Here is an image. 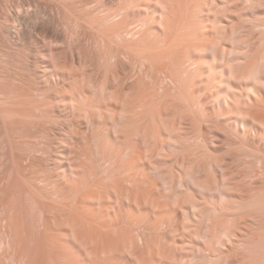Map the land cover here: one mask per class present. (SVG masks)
<instances>
[{"label":"bare ground","instance_id":"bare-ground-1","mask_svg":"<svg viewBox=\"0 0 264 264\" xmlns=\"http://www.w3.org/2000/svg\"><path fill=\"white\" fill-rule=\"evenodd\" d=\"M251 1L253 2V0ZM25 2L28 5H32L35 3H40V0H25ZM105 2V0H99L98 3L96 2L93 4L96 8H101V10L107 11L108 7ZM109 2L112 6L111 8L113 9H109L110 12L106 14L107 17L105 16V20L104 17H92L89 18V20H85L86 24L90 25L94 37H96V39H99L98 41H100L99 44H101L103 51H105V55L103 56V62L105 63L98 68L94 75H92L91 78H85L83 72L71 71V69H68L66 64H57L54 60L48 61V67L44 71V76H46L48 81L55 86H59V92L53 97V99L62 101L67 109L71 107H77L82 112L87 111L88 115H90L91 121L94 122L93 124H99L101 121L99 114H97V112H94L95 110H93V108L96 109L95 106H99V109L100 107L105 109L104 114H107V111L111 108L113 110L111 116L107 117L105 121L107 122V133L105 134V136L101 135V141L98 144L101 153V155L99 156H101V159L106 167L104 172L102 170V173L105 174H98V172L95 171L92 162L90 163V160H85L84 162L78 160V162H76V158L81 157H77L79 151L77 152L75 145H72L73 147H75V150L78 153H76V155L74 148H70V145H68V147H64V151L61 152L62 154L64 153V156L63 158H61V160L58 159V161H56L59 155L56 158L54 156V160L56 159L55 161L57 162H55V164L57 165V167L55 168V176H52V174V177L48 179L46 177V179H44L50 186V190L51 188H53L54 191H51L55 194H58L57 198L60 197L63 200H66L68 197L72 196V198L74 197V200H77L79 202L78 203L76 201L77 206L78 204H80L81 207V204L84 205V203H90L91 206V209L86 208L88 210L87 212H82L80 208V210L78 209V212H75L74 210L76 208L74 210H71V208L68 207V210H71V212H69L65 207L66 205L64 206V204L61 202V199H57L60 201V203H62V208H65L69 212L65 214V216L67 215V218H65L66 220L64 219V224H62L63 222L60 223L62 220L59 221V223L60 225L65 226L66 230H64L67 233L66 236L69 242L73 244L74 248L80 249V251L78 250V252H81L80 254H82V256L79 257L78 255V257H74L75 255H68L70 252H68V250H65L66 247L64 248V243H66L67 241L65 240V242L63 240V235L61 238L64 241V245L62 246L59 242L61 246L58 249L56 247L57 250L60 249L57 256L58 259L57 257L55 259L59 260L61 264H182L181 262L178 263L177 260L183 258V260H181L185 261L184 264H203L199 260L200 256H202L203 254H199V258L197 255V252H199V250H193V252L189 251L186 253L180 252L178 254L179 248L177 249L178 252L175 250V248H173L174 243L176 244V242H178L177 246L179 244L181 248L185 246V244L187 243L183 238L177 240V238H174L175 235L173 234L174 236H172L174 240L172 237L171 240H173L174 243L172 244V242L170 243V241L165 242L166 240H163L164 238H162V234L159 235L160 228L170 225L171 221H173V218H175L176 215L179 214V207L187 208V212L189 213V216H187L193 220L195 218V213L191 211V207H197V209H194L198 210V213H205V216L203 215L204 217L202 218V221H200V223L198 222L199 228L193 229L194 227L192 228L191 225H188L187 227L191 228L187 229L186 227L185 230H187L188 232L191 229V231L189 232L198 235L199 239L206 237L208 238L210 232V223H212L213 221L210 214L213 213L214 210L212 211V209L209 208L208 205H206L207 203H204V201L206 200L202 201V199L198 197L197 193H195L197 196L194 194L187 195L185 193L188 192L186 190V187L187 189H194L193 191L199 190L198 188L202 187L205 192L206 190L209 192L219 190L225 195H228V193L230 194L228 189L225 190L221 186V184L223 185L221 175H218L215 178L216 182H209L208 180L207 182L209 183L205 182V185L204 179H206V177L208 176L207 166L210 164V160L207 158L208 156L206 155V153L194 152L191 150L194 148L189 146L190 144H185L186 142H188L186 141L188 140L187 138H190L191 135L190 137H186V135H188V132L186 133V128L182 126V124L184 123L182 119H190L191 123L193 124V126L191 127H193L195 131L197 130L196 124L198 122L208 123L210 124V129H212L214 132H222L227 138H236L235 145L237 146V148L235 147L233 148V150H243L247 156L253 157V162L255 164H258L264 169V151H262L261 149L262 146L264 147V53L259 55V49L255 48L256 44L254 45L251 42V36L249 38L248 35L245 37L243 36V38H239L237 41H234L235 43H232L233 41L231 42V36L237 34V32L242 33L243 31V27L241 24L237 23L233 26L230 24L229 20L227 21V19L225 20L224 18V16H226L224 14L228 10H230V7H232L231 3H235L233 2V0H229L228 2H220L221 5L219 4L220 6H217L218 12L216 13V15L208 16L207 18L209 22L212 21L214 22V24L218 21H223L222 24L225 23L226 26H223L224 24L222 26L215 24L216 27H211L212 35L211 37H208L209 39H205V41H195L196 43L193 41L194 43L192 42V44L187 43L188 40L186 39V37L188 36V34L196 37L201 36L202 31H200L201 24L199 22V19H203L205 16L201 13L195 12L191 5H189L190 7H188L187 13H185L183 0H109ZM46 4L57 11H62L64 8L68 10H73L78 7L83 8L89 6V4L91 3H83V1L79 2V0H47ZM8 5H14V3L9 2ZM16 6L19 10L25 7L22 1H18ZM148 6H150L151 8L153 7L154 11V16L151 22L149 21L148 17L145 16L148 13V11L146 10H149L150 8L149 7L145 10V7L147 8ZM199 6L205 9L207 8L208 4H205V2H201ZM133 10L134 12L138 11L139 13H136V15ZM22 20L24 19L19 14L15 15L16 22ZM256 20H259V18ZM134 22H137L141 25V29L139 28V31L137 33H133L132 29H128V26L134 24ZM262 24L264 25V23H261V25ZM47 26L49 27V29H51V25L49 23H47ZM179 30H183L186 33H182L183 35L179 34ZM55 36L57 38H63L61 33H57ZM182 38L186 39L187 41L182 43ZM191 47H196L193 49H205L207 51V54L208 52H210L209 55L206 56L201 57L192 55V58H190L194 63L196 62L197 67L195 68V72H197L198 75L202 77V81L206 83L205 85H208V87L217 88L216 90H219V93L213 92L210 95L207 94L206 102H201L200 100L199 102L196 101V99L194 98L195 92H192L193 96H191L190 92L192 90L191 88H189V84L194 81L195 77L192 76L194 73L191 74V71L188 68L185 69L184 67L179 66L183 50H190L192 49ZM121 51H123V54L127 53L126 56L128 55L129 57H135V55H139L142 59V62L150 65L156 71V74L159 75L157 76L158 78L161 77L160 75H162L163 77V73L166 74V79L168 81L170 80L171 83L175 85V94L173 96L177 97L178 95L179 97L177 98H183V101L184 98L185 100L187 99L190 109L188 108L189 110L187 109V111H183V109L182 111L177 110V112H179L177 114L175 113L177 117L176 120L170 123L167 122L169 112L166 109L165 110L167 112L160 111L161 113L157 115H155L154 113V118H150L148 116V113L151 112V108H153V105H155V103L153 100H146V98L143 96L144 94L138 96L136 99L138 101L145 99V104L141 106L142 110L138 111L139 106H137V102H135L134 104H130L129 100L126 98L127 95L124 96L123 94H120L119 92H117V89V91L113 90L114 88L110 90L111 86L109 87V84L106 81H103L102 75L103 73H105V75H108L107 73L109 71L107 67L110 66L107 65L112 63L116 64L118 62L120 56L119 54L121 53ZM234 51H238L239 55H236L239 57L235 55L234 56L237 58L231 57V54ZM31 67L32 73L28 76L27 79L29 82L25 81L22 78H18L15 80L17 84L15 83L13 89L9 84V76L0 75V125H2L4 129V139L6 138L5 140L7 142V146L9 147V154L7 155V160L5 161H8L10 163L9 166L8 163L7 165L5 164L6 166L4 165V167L2 165L1 166L3 168L11 167V170H8L11 171L10 176H12L10 177L12 178V182L8 183L6 182L8 176L7 178H5L8 171L2 172V170L1 172L3 174L0 172V174L2 175L0 177V193H2L0 194V202L1 205H3L0 213L5 217L11 215H13L14 217L16 215H21L20 210L17 208L18 202L14 204L9 201L10 198H13V195L11 194L12 191L14 190V193L16 191L14 189V186H16V184L14 183L17 179H20L22 177L30 182L31 187L29 193L31 194L34 202H36L39 196L37 191V182L39 180L38 175H40V170L38 168V166H40L38 165L39 143L37 141L39 134L36 130L40 118L38 109L43 105L44 107L47 105L49 106V104L51 103V99H48L46 95L47 98L45 97L44 100H42V103H40V100L37 98L39 90L36 86V81L38 80L39 75L37 74L35 65L32 64ZM210 77H214L213 79H217V81H211ZM167 88L163 93H161L163 97L168 96L166 99H169V96L171 98L172 95L171 93H169V90ZM160 99L162 100L163 104V99L165 101V98ZM170 101L171 100H169V102ZM169 102H167V104ZM160 103L159 105H161ZM162 106L160 109L163 111L164 109H162ZM68 115L70 114L68 113ZM68 115H66V117ZM69 117L70 116H68V118ZM79 119L82 120L81 118ZM160 123H163V125H161L164 127H161ZM179 123H181L183 130L185 128V130L183 131V133L185 132V135H183L186 137V139L183 136L185 140L182 139V142L181 140L179 142V138L177 140L179 143L174 140L175 143H178V145H176L177 143L174 145V149L177 150L178 154H181V151L183 152V150H188V154L186 155V152H183V156L178 155V157L172 158L174 162H170L171 164L174 165L175 163L176 167L181 166L183 169H185L184 171H186L179 178L173 179L172 176L168 173L169 170L168 172H166V169L164 168L166 167L167 162H169L167 160H170L169 158L171 156H174L175 150H173L174 153L172 152L170 155V153H168L170 150L166 151L168 147L166 146L167 143H165V141L161 142L158 137L160 136V134H158V136H156V134L158 133V131H164L165 129L166 131L171 130L169 131L171 132V134H169L172 137H175L176 135L174 133H176L177 130L179 131V127L181 129ZM156 124L157 126L159 124V128L161 127V130L157 129L158 127L156 126ZM154 126H156L155 129ZM23 129H33V134L28 135L24 132V135L20 136V132ZM67 133L72 132L71 130H68ZM73 133L78 134L76 132ZM218 134L219 133H216V135ZM72 135L70 134L69 136ZM26 137L30 139L29 142L25 143L22 141V139H20L22 142L18 141L19 138L25 139ZM152 137H158L159 141H155L153 143ZM177 137H179V135ZM195 137L197 138L199 136L195 135L194 137H192V139ZM183 141H185V143ZM67 142L71 143L70 140H68ZM75 142L79 143L80 141L78 142L77 140ZM86 143L89 144V142ZM64 144L67 145L68 143L66 144L65 142ZM168 144L171 143L169 142ZM141 145H144V148L146 150L142 149L140 147ZM22 149L26 150L30 155L28 161L27 158H23L21 156L22 154L20 155L19 151L21 150L22 152ZM84 150L87 151L89 150V148H86ZM159 156L161 157V159H158ZM86 159L88 160V158ZM25 160L27 162H25ZM155 164H157V166L155 167L159 168H156L159 170H157V173L154 172ZM211 166H214V168H216L217 170L219 168H225V170L226 168H228V165L223 160H216L214 162L211 161ZM48 172L50 171L48 170ZM154 173L156 174L155 179V175H153ZM13 174L15 175L14 177ZM174 175L176 176L177 174ZM226 176L228 178V175ZM18 182L19 181H17V183ZM183 188L186 191L183 190ZM193 191L191 190V192ZM262 192L264 194V191ZM19 193L20 192L16 194L20 195ZM51 194L52 193L50 192L49 195ZM232 195L233 194L231 193V196ZM236 195L235 197H237ZM231 196L229 195L227 197ZM72 198H68V201L69 199L72 200ZM172 198H179V202L178 200L175 201L178 202L179 205L178 203L177 205L171 204L169 200ZM242 200L243 199L240 200L241 204H243V202H246V199L245 201ZM249 201L250 200H247L246 203L248 204ZM253 202L254 201H252V203ZM71 203L72 205H69L71 207L74 206L73 203L75 204V202ZM65 204L68 205V202L66 203L65 201ZM46 205L49 204L46 203ZM258 207L257 209L264 210V204H260ZM65 209L62 210L65 211ZM56 211L58 210L56 209ZM73 211L75 213H73ZM61 213L64 214V212ZM226 213L227 212H225V215ZM180 218H184V216L182 215V217ZM217 223L218 222H216V224ZM179 229L177 230L176 228L175 231L179 233ZM233 229L234 228H232V230H229V234L233 233ZM44 232H42V234ZM180 234L182 233L180 232ZM12 235L14 234H11V241L13 242L14 236L12 237ZM242 236L243 234L241 236L239 234V237L242 238ZM259 236L262 235L259 234ZM259 236L258 239L254 238L255 242L252 239V242L249 241V244L247 245L253 249H261L260 243L263 237L261 238ZM42 238L43 235L41 239ZM59 239H57V242L60 241ZM213 239L215 238H212V240ZM202 241L204 243L203 245H205V243L207 244V242H204L203 239ZM206 241L210 242L209 240ZM12 242L10 243V241H8V243H4V245L7 244L5 247L9 245L12 246ZM194 242L197 243L196 241ZM17 243L19 244V241ZM199 243L200 242L198 241V244ZM67 244L69 245V243ZM14 245L12 247L15 248V250H18L16 249L17 245ZM262 245L264 246V244ZM170 246L173 247L171 248ZM198 246L199 248H202V246ZM198 246L196 249H198ZM209 246L207 248H210ZM192 248L193 247H191V250ZM203 248L205 249V247ZM8 250L7 248H3V253L6 254V251ZM170 250L172 252L175 251L174 254H178V257L181 258H174L176 256H172L173 253H171ZM184 251H186V249ZM16 252L18 253V251ZM65 253L67 254L66 256L68 257L69 262H67V260H64L66 259ZM209 253H207V255H209ZM219 253H217L216 257L213 260L211 259L213 256H211V258L209 257V259H211V264H226V260L228 261V257L231 255L230 254L229 256L225 257V254L227 255V252H225V254H223L224 252H221V254ZM3 258H6V256H4ZM244 258L245 257H243V259ZM255 261L258 263L256 259H254V262ZM248 264H250V262Z\"/></svg>","mask_w":264,"mask_h":264},{"label":"rangeland","instance_id":"rangeland-1","mask_svg":"<svg viewBox=\"0 0 264 264\" xmlns=\"http://www.w3.org/2000/svg\"><path fill=\"white\" fill-rule=\"evenodd\" d=\"M18 1H22L25 5V7H23L21 10H19L18 7L16 6ZM80 1L81 2L83 1V3L88 2L91 4H89V6H86L83 8L78 7V8L73 9V10H68V9L64 8L62 11H57V10L53 9L52 7H50L46 4L47 0H40V3H38V4L35 3L32 5H28L25 2V0H0V75L9 76L8 77L10 79L9 84L11 85V88L13 89V86H15V83H16L15 80L18 78H22L25 81L29 82L27 79H28V76L32 73L31 65L33 64V65H35L36 70H37V74L39 75V78L36 81V86H37V89L39 90L37 98L40 100V103H42V100H44L46 95H47L48 99L49 98L51 99V103L49 104V106L47 105L44 107V105H43L42 107H39V109H38V112H39L38 114H39L40 118H39V122H38L36 130H37V133L39 134L37 141L39 143V146H38L39 147L38 148L39 149L38 165H40V166H38V168L40 170L39 173L41 175V176L38 175L39 180L37 182V191H38L39 196H38L36 202H34L32 197H31V194L29 193L31 185H30V182L27 181V179H24L21 177L20 178L21 181H20V179H17L16 182L14 183V184H16V186H14V189L16 191H15V193H14V190L12 191L11 194L13 196L11 194L10 195L13 198L11 199L9 197L10 198L9 201L14 203V204L16 202H18L17 208L20 210L21 215L20 216L16 215L15 217L13 215L5 217V216H2L0 213V218H1L0 219V241H1L0 242V252H1L0 253V256H1L0 257L1 258L0 263L1 264L2 263L3 264H34L36 262H37L36 264H38V261H39V264H61V262L59 260H57L58 259L57 256L59 254L60 249L59 250H57V249L61 245L63 246L64 244H65L64 248L66 247L65 250H68V252H70L68 254L69 256H74V255H75L74 257H78V255H79V257L82 256V254H80L81 252H78V250L80 251V249L74 248L73 244L69 242V240L66 236L67 235V233L65 231L66 228L64 225H60V223H62L64 221V219L67 218V215L65 216V214L71 212V210H74L75 208L77 209V211H76V209L74 210L75 212H78L79 208L81 209L82 212H87L88 210L86 208L91 209L90 203H87V204L84 203V205L81 204L82 205L81 206L82 208H81L80 204H78L79 207L77 206L78 201L74 200L73 199L74 197L72 198V196L71 197L67 196L68 198H72V200L69 199V201H68V198L66 200H63L60 197L57 198L58 194H55L54 192H52V191H54V189L51 188V190H52L51 191L49 188L50 186L44 180V179H46V177L48 179L52 176H55V172H56L55 168L57 167L55 162L58 161V159L61 160V158H63L64 153L62 154L61 152H63L64 147H66V146L68 147V145H70L69 146L70 148H74V150L76 147L77 152L79 151L78 152L79 154H78L75 150V154L76 153L78 154V155L76 154L77 157L81 156L80 158H76L77 159L76 162H78V160L83 161V162L85 160L86 161L90 160V163L92 162V165H93L95 171L98 172V174H100V175L105 174V173H102V170L104 172L106 167L104 165V162L101 159V156H99V155H101V153H100V149H99L98 144L101 141V138H100L101 135L105 136V134L107 133L106 132L107 122H105V121H106L107 117L111 116V114L113 112L112 108L107 111V114H104L105 109H103L101 107L99 109V106H95L96 109L93 108V110H95L94 112H97V114H99L101 121L99 124L98 123L93 124L94 122L91 121L90 115H88L87 111H86L87 113L84 111L82 112L77 107H75V108L71 107V108L67 109V107L64 105V103L62 101L53 99V97L59 92V86H55L54 84L50 83L48 81V79L46 78V76H44V71L48 67L47 66L48 61H52V60H54L57 64L58 63L59 64H62V63L66 64L68 69H71V71L83 72L85 78H91L92 75H94V73L98 70V68L105 63V62H103V60H104L103 56L105 55L104 54L105 51H103L101 44H99V42H100V41H98L99 39L98 38L96 39V37H94V35L92 33V29L90 28V25H87L85 20H89V18H92V17H95V18L96 17H100V18L104 17V20H105L107 17L106 14H108V12H110L109 9L111 10L113 8H111L112 6L110 5L109 0H105L106 1L105 3L107 4V7H108L107 11L101 10V8L95 7V5L93 3H96V2L98 3L99 0H79V2ZM183 1H184L183 7L185 9V11H184L185 13H187L188 7H190L189 5H191V7H193L195 12L201 13L205 17L203 19L202 18L199 19V22L201 24L200 31H202L201 36L196 37V36H192V35L188 34V36L186 37V39L188 41L186 39L182 38V43L187 41V43L192 44L193 41L194 42L195 41L196 42L197 41H205V39H209L208 37H211V35H212V33H211L212 28L211 27H213V26L216 27L215 24H217L219 26L220 25L222 26L224 24L223 26H226L225 23L222 24L223 21H221V22L218 21L217 23L214 24V22H212V21L209 22L207 18H208V16H215L216 15V13L218 12L217 6L221 5L220 2H228L229 0H213V1L212 0H183ZM250 1L251 0H233V2H235V3H231L232 7H230V10H228L224 14V15H226V16H224V18H225V20L227 19V21L229 20L230 24L233 26L238 23V24H241L243 27V29H242L243 34L241 32H237V34H234L233 36H231V42L233 41L232 43H235L234 41H237L239 38H243V36L245 37L248 35V38L251 36L250 37L251 42L254 45L256 44L255 48L259 49L258 50L260 53L259 55H261L262 53H264V41H263L264 40V25L263 24L261 25V23H264L263 22L264 21V0H253V2L252 1L250 2ZM254 1H255V3H254ZM9 2L14 3V5H8ZM201 2H205V4L207 3L208 4L207 8L203 9L201 6H199ZM253 5H255V6H253ZM149 7L150 6H148L147 8L145 7V10L148 9ZM146 11H148V13L147 14L145 13L146 14L145 16L148 17L149 21L151 22V20L153 19V16H154L153 15L154 14L153 7L152 8L150 7L149 10H146ZM133 12H134V10H133ZM134 13L138 14L139 12L136 11ZM16 14H19L24 20L16 22L15 21V15ZM118 17H120V16H118ZM258 18H259V20H256ZM254 19H255V21H254ZM47 23H49L51 25V29H49V27L47 26ZM132 23H133V21H132ZM140 26L141 25L139 23L134 22V24L128 26L129 27L128 29H132L133 33H137L139 31V28L141 29ZM181 31L179 32V34H182V33L185 34L186 33L183 30H181ZM57 33H61L63 38H57L55 36ZM191 48L192 49H190V50L187 49V51H185L186 49L183 50L181 62H179V64H180L179 66L184 67L185 69L188 68L191 71V74H193V73L195 74V75L194 74L192 75L195 77V78L193 77L195 82L193 81L189 84V88H191V90H192L190 92L191 96H193L192 92H195L194 98L196 99V101L199 102V100H200L201 102H206L207 101V94L210 95L213 92L219 93V90H216L217 88L208 87V85H205L206 83L202 81L203 80L202 77L199 76L197 72H195L196 71L195 68L197 67L196 62L194 63L193 60L190 58H192V55H197V56H201V57L206 56V55H209L210 52H208V54H207V51L205 49L202 50V48H200V49L197 48L198 49L197 50V49H193L196 47H191ZM235 52H237V53H235ZM126 54L127 53L123 54V51H121V53L119 54L120 56H119L118 62L116 64L112 63V64L107 65V66H110V67H107L108 71H109L107 73L108 75H105V73H103V75H102L103 81H106L109 84L108 85L109 87L111 86L110 90H112V88H114L113 90L117 89L118 91L117 90L116 91L119 92L120 94H123L124 96L127 95L128 97L126 96V98L129 100L130 104H134L135 102H137V106H139L138 111L142 110L141 106L143 104H145V99H142L140 101H138L136 99L138 96L144 94L143 96L146 98V100L147 99H149L150 101L153 100L155 105H156V106L153 105V108H151L152 110L150 113H148V116L150 118L151 117L154 118L155 115H157L161 112H167L168 111L169 116H168V119L167 118L166 119H167V122H170V123L176 120V118H177L176 114L179 112V111L177 112V110L182 111V109H183V111H187L188 108L190 109L189 102L187 99L185 100V98H184V101H183V98L182 99L177 98V97H179L177 95V93H176L177 97L173 96L175 94V92H174L175 85L173 83H171L170 80L168 81L166 79V77H165L166 74L163 73L164 76L162 77V75H160L161 77L158 78L157 76H159V75L156 74V71L150 65L142 62L141 61L142 59L139 55H137V56L135 55V57H131V56L129 57L128 55L126 56ZM236 54L239 55L238 51H234L231 54L232 55L231 57L234 58L235 56H237ZM237 57H239V56H237ZM237 57H235V58H237ZM241 62H243V61H241ZM149 67H151V68H149ZM147 68H148V70H147ZM196 77H198V78H196ZM211 78L213 79L214 77H210L211 81H217V79L212 80ZM157 79H159L160 81ZM196 79L198 82L196 81ZM166 88L169 90V93H171V95H172L171 98L169 96V99H166L168 96L167 97L162 96V93L166 90ZM160 98H162V99L165 98V101L163 99V104H162V100ZM177 99H178V101H177ZM169 100H171L174 104L171 101L169 102ZM167 102H169V103L167 104ZM159 103L161 105H159ZM164 103H165V105H164ZM154 106H155V109H154ZM161 106H162V109H164L163 111L160 109ZM40 111H42V112H40ZM68 113L70 115H68ZM82 113H84V114H82ZM154 113H155V115H154ZM66 115H68L70 117L68 118V116L66 117ZM79 118H81L83 121L80 120ZM204 119H205V117H204ZM182 121L184 122L182 124V126H184L186 128L185 132L186 133L188 132V135H186V137L187 136L190 137V135H191V137L187 138L188 140H186L188 142H186V143H185V141H183V142L185 144H188V145L190 144L189 146L194 148V149H191L194 152L206 153V155L208 156L207 158L210 160V164L207 166V171H208L207 175L208 176L206 175L207 177H206V179H204L205 180L204 183L205 182L209 183L210 181H215L216 180L215 178L218 175H221L222 181H223V185L221 184V186L225 190L228 189L230 194L228 193V195H225L222 192H220L219 190H217V191L214 190L213 192H211V191L209 192L206 190V192H205V190L202 187L198 188L199 190L193 191L194 189H191V188L187 189V187H186V190L188 192H185V193L187 195H193V194L196 195L195 193H197L198 197H200L202 199V201L206 200V201H204V203L205 204L207 203L206 205H208L209 208L212 209V211L214 210L213 213L210 214L211 219H213V221H212V223L209 222L210 223L209 236H211V235L212 236L211 237L208 236V238L206 237L207 239L206 238H200L199 239L198 235H195L194 233L192 234L191 232H189V231H191V229L188 232H187V230H185L188 225H191L192 228L194 227L193 229L199 228L198 222L200 223V221H202V218L205 216V213L204 214H203V212H202V214H201V212L198 213L199 211L195 210V209H197V207H191V211L195 213L194 214L195 215L194 220L188 217L189 213L187 212V208L179 207L180 208V209L178 208L179 214L176 215V217H175L176 220H175V218H173V221H171L170 225L161 227L159 230V232H160L159 235L162 234L161 236H162V238H164L163 240L164 241L166 240L165 242L170 241V243L172 242V244L174 243L173 242L174 238H177V240H179L180 238L181 239L183 238L187 243V244H185V246H183L181 248L179 246V244L177 246L178 242H176V244L174 243V247L173 246H170V247L175 248V250L177 252H178L177 249L179 248L178 254L180 252L186 253L189 251L193 252V250H195V251L199 250V252H197V255L199 258V256L203 254L199 258L200 262L203 264H211V259L213 260L216 257L217 253H219L220 251L224 252L223 254H225V252H227V255L225 254V257H227L231 254L228 257L229 258L228 261L226 260V264H239V263L248 264L249 262H250V264H255V263L256 264H264V255H263L264 250H262V249H264L263 248L264 246L262 245V244H264V240H263V238H264V233H263L264 232V229H263L264 228V226H263L264 225V210L257 209V207L260 204H264V194L262 192V191H264V169L261 166H259L258 164H255L253 162V157L247 156L243 150H241V151L240 150H236V151L233 150V148H235V147L237 148V146L235 145L236 144L235 143L236 138H234V137L227 138L224 136V133H222V132H214L212 129H210L211 127H210V124H208V123L198 122L196 124L197 130L195 131V129L193 127H191V126H193V124L191 123L190 119L184 118V119H182ZM182 121H181V123H182ZM181 123H179L180 126H181ZM161 124L163 125V123H160V125ZM162 125H161V127H164ZM156 126H157V124H156ZM156 126H154V129L156 128ZM182 126H181V129L179 127V131L177 130L176 133H174L176 135V136L174 135L175 137H172L170 135L171 132H169V131H171V130L166 131L165 129H164L165 133H164V131H160V132L158 131V133L156 134V136H158V134H160V136H158V137H159L161 142L165 141V143H167L166 146H168V147H167L166 151L170 150L168 152V153H170V155L173 152V150H175L174 145L178 142L177 140L180 138L179 142H180V140L182 142V139H184V138L186 139V137L184 136L185 132L183 133L185 128L183 130ZM157 127H158L157 128L158 130L159 129L161 130V127L159 128V124ZM67 129L71 130L72 133L76 132L78 134L73 133V135H72V133H67L68 132ZM24 132L27 133L28 135H30V134H33V129L32 130L31 129H26V130L23 129L20 132V136H23ZM191 132H193V133H191ZM216 133H219V134L216 135ZM67 134H69V135L71 134L72 136H69ZM4 135H5L4 129H3L2 125H0V167H1L0 172L2 170H3L2 172L8 171V173L5 172L7 174L5 178H7V176H8V178L6 179V182L9 183V182H12L11 181L12 178H10V177H12V176H10L11 171H9V170H11V167H9V168L5 167L7 170L5 168H3L5 164L7 165V163H8V166L10 164L8 161H5V160H7L6 157L9 154L8 153L9 147L7 146V142L5 140L6 138L4 139ZM178 135H179V137H177ZM195 135L199 136V137H197L198 139L196 137L192 139V137H194ZM183 136H184V138H183ZM158 137H152V142L154 143L155 141L156 142L159 141ZM20 139H22V141L25 143L29 142V140H30L26 137L25 139L19 138L18 141H21ZM68 140H70L71 143L67 142ZM77 140H78V142L80 141L79 142L80 144L75 142ZM174 140L177 142L175 143ZM65 142H66V144L67 143L68 144L65 145L64 144ZM86 142H89V144ZM169 142L172 145L168 144ZM178 143L176 145H178ZM54 145H55V147H54ZM72 145H75V147H73ZM84 145H86L87 147ZM88 145H90V146H88ZM170 146H172V147H170ZM85 147L89 148V150H87V151L84 150V149H86ZM140 147L142 149L146 150L144 148L145 147L144 145H141ZM46 148H47V150H46ZM176 149H177V147H176ZM261 149H262V151H264L263 146L261 147ZM82 150H84V151H82ZM19 152H20V155L22 154L21 156L23 158H27V161H28V158L30 157L28 152L26 150H23V149H22V152H21V150ZM174 152H173L174 156H171V157L169 156L170 160H167L169 162H167L166 167L168 166L170 168L165 167L164 169H166L165 170L166 172H168V170H169L168 173L172 176L173 179L174 178L177 179L181 175H183L184 172H186V171H184L185 169H183L181 166L176 167L175 163H174V165L171 164L174 162L172 158L178 157V155L183 156L184 155V154H182L183 152L184 153L186 152L185 154L187 155L188 150H186V151L183 150V152L181 151V154L180 153L178 154L177 150H175ZM176 153H177V156H176ZM54 156H55V158L58 156L57 160L55 159L56 161L54 160ZM75 156H74V158H75ZM86 158H88V160ZM158 159H161V157L159 156ZM216 160H223L228 165L229 169L226 168V170L228 169L227 171L225 170V168H219L217 170L216 168H214V166H211V161L214 162ZM4 161H5V163H4ZM27 161L25 160V162H27ZM155 166H157V164L154 165V168H155L154 172L157 173V170L159 168L155 167ZM173 166H175V167H173ZM156 168H158V169H156ZM48 170L50 172H48ZM46 173H48V174H46ZM42 174H44V175L46 174L47 176L46 175L44 176ZM174 174H177V175L175 176ZM153 175H155V177L153 176L155 179L156 174L154 173ZM226 175H228V178ZM1 176L2 175L0 174V177ZM14 176L15 175L13 174V177ZM39 177H41V178H39ZM13 179H15V178H13ZM22 179H24V180H22ZM55 179H57V178H55ZM208 180H209V182H207ZM17 181L20 182V183L18 182L19 185H18ZM206 183H205V185H206ZM24 190H27V191H24ZM183 190H185V189L183 188ZM191 190L193 192H191ZM228 190H227V192H228ZM17 191L20 192L19 193L20 195L16 194V193H18ZM46 191H49V192H46ZM156 191H158V190H156ZM50 192L52 193L51 195H49ZM215 192H216V194H215ZM231 193L233 194L232 196H231ZM0 194H2V193H0ZM229 195L231 197H227ZM235 195L237 197H235ZM238 196L241 199H243L242 201H245V199H246V202H247V200H250V201L248 202V204L246 202H243V204H241V201H240L241 199ZM249 196H251V197H249ZM236 198H237V201H236ZM18 199H19V201H18ZM57 199H59V200L61 199V202L64 204V206L66 205L65 207L67 208V210L69 208H71V210H68L69 211L68 212L65 208H62V203H60V201ZM178 199L179 198H172L169 200V202L173 205H175V204L177 205V203L179 202ZM13 200H15V201H13ZM70 200H71V202H75V204L73 203L74 206H72V207L70 206V205H72ZM176 200H178V202H175ZM20 201H21V203H20ZM65 201H66V203L68 202V205L69 204L70 205L68 206L67 204H65ZM252 201H254L257 205L254 202H253L254 203L253 204ZM46 203L49 205H46ZM258 203H260V204H258ZM178 205H179V203H178ZM2 206L3 205H1V202H0V207H1L0 210H2V208H3ZM19 206H20V208H19ZM41 206H43V207H41ZM23 207H25V208H23ZM36 207H37V209H36ZM54 207H56V208H54ZM220 208L221 209L223 208V209L221 210ZM56 209L58 211H56ZM59 209H61V210H59ZM62 209H65V211H63ZM83 210H85V211H83ZM74 211H73V213H75ZM221 211H223L224 213ZM61 212H64V214ZM225 212H227L226 215H225ZM59 213L61 214V216ZM182 215L184 216V218H180V217H182ZM224 215L227 217H225ZM60 217H62V218H60ZM59 218H60V220H59ZM216 219H218V220H216ZM59 221H61V222L59 223ZM186 222H187V224H186ZM213 222H215V223H213ZM216 222H218L219 224L218 223L216 224ZM56 224H58V225H56ZM62 224H64V222ZM215 224L217 226L219 225L218 226L219 228ZM15 227H18V228H15ZM176 228H177V230L179 228L181 229V230L179 229V231H178L179 233H177L175 231ZM189 228H191V227H187V229H189ZM232 228H234V229H233V231H232L233 233H231L232 234L231 235V234H229V230H232ZM47 229H48V232H47ZM211 229H212V231H211ZM44 230H45V232H44ZM235 230H237V231H235ZM17 231H19V232H17ZM173 231H174V233H173ZM184 231L187 233H185ZM258 231H260V232H258ZM5 232H6V234H5ZM42 232H44V233L42 234ZM180 232L182 234H180ZM12 233L14 234V235H12V237L14 236L13 242L11 241L12 240V238H11ZM46 233H47V235H46ZM173 234L175 235L174 238H173V236H174ZM239 234H240V236L243 234L244 237L243 236H242V238L239 237ZM259 234L262 236H259ZM42 235H43V238L41 239ZM50 235H52V236H50ZM57 235H59V236H57ZM19 236H20V238H19ZM248 236L249 237L251 236L250 237L251 239ZM258 236L261 238L263 237L262 240L260 238V240H261L260 248L261 249H259V248H257L258 250L256 248L253 249L247 245V244H249V241H251L252 239H253V241H254V238L258 239ZM61 237L63 238L64 241L66 240L67 242L65 241L66 243H64V241L62 240ZM171 237L173 238V240H171ZM192 237H193V239H192ZM246 237H248L250 240ZM54 238H56V239H54ZM212 238H215V239L212 240ZM216 238H217V241H216ZM57 239H59L60 241L57 242ZM202 239L204 240V242H207V244L205 243L206 246L203 245L204 243H203ZM44 240H45V243H44ZM52 240H55V241H52ZM206 240H209L210 242H208ZM8 241H10V243L12 242L13 245L15 243L14 246L19 245L18 247L16 246V249H18V250H15V248L12 247L13 245L12 246L9 245L10 247L9 246L5 247L7 244L4 245V243H8ZM18 241H19V244L17 243ZM194 241H196L197 243H195ZM198 241L200 242L199 244H198ZM211 241H212V243H211ZM40 242H41V244H40ZM59 242L61 243V245L59 244ZM239 242H241V243H239ZM67 243H69V245ZM70 244H71V246H70ZM213 244H214V246H213ZM198 245L202 246V248L200 247L201 248L200 249ZM197 246H198V249H196ZM208 246L210 248H207ZM19 247H21V248H19ZM56 247H57V249H56ZM191 247H193L194 249L192 248V250H191ZM203 247H205V249ZM213 247H215V248H213ZM3 248H7V250L9 249L8 251H6V254L3 253ZM37 249H38V251H37ZM185 249H186V251H184ZM251 249H252V251L253 250L254 251L252 252ZM21 250H23V251H21ZM13 251H14V253H13ZM16 251H18V253ZM4 252H5V250H4ZM72 252H73V254H72ZM174 252L171 251V253H173L172 256H176L174 258H181V257H178L179 256L178 254L175 255ZM206 252L207 253L210 252L209 255H207ZM221 252L219 254H221ZM77 253H79V254H77ZM76 254H77V256H76ZM212 254H214V255H212ZM219 254H218V256H219ZM257 254H259V255H257ZM29 255H30V257H29ZM66 255L67 254L65 253L66 259H64V260H67V262H69L68 261L69 259ZM260 255H262V256H260ZM2 256L3 257L6 256V258H3ZM36 256H38V257H36ZM211 256H213V257L211 258ZM10 257H11V259H10ZM56 257H57V259H55ZM209 257L211 259H209ZM243 257H245V258L243 259ZM52 259H54V260H52ZM181 259L183 260V258H181ZM181 259H178V260L176 259V260L178 261V263L181 262L182 264H184L185 261H182ZM254 259H256L258 261V263L256 261L254 262ZM243 260H246V261H243ZM31 261H32V263H31Z\"/></svg>","mask_w":264,"mask_h":264}]
</instances>
